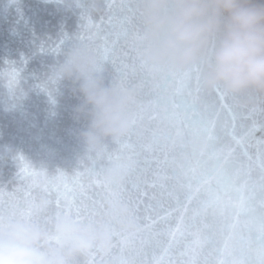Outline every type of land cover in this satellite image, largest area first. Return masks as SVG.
I'll list each match as a JSON object with an SVG mask.
<instances>
[{
	"label": "water",
	"instance_id": "obj_1",
	"mask_svg": "<svg viewBox=\"0 0 264 264\" xmlns=\"http://www.w3.org/2000/svg\"><path fill=\"white\" fill-rule=\"evenodd\" d=\"M88 2L0 0V210L49 225L75 198L85 220L115 225L109 249L70 264H264V99L207 92L196 67L147 68L135 0ZM74 40L100 56L105 85L134 91L135 127L120 141L87 147L80 81L50 79ZM24 164L40 175H21ZM112 202L134 228L119 226Z\"/></svg>",
	"mask_w": 264,
	"mask_h": 264
},
{
	"label": "clouds",
	"instance_id": "obj_2",
	"mask_svg": "<svg viewBox=\"0 0 264 264\" xmlns=\"http://www.w3.org/2000/svg\"><path fill=\"white\" fill-rule=\"evenodd\" d=\"M80 6L89 10L88 0ZM142 63L169 74H186L196 67L207 92L254 102L264 99V0H135ZM104 62L86 44L74 40L50 79L80 81L82 111L89 126L82 133L86 146L106 138L120 141L135 127L130 112L134 91L112 79L104 84ZM123 163L115 160L105 174L108 183L122 179ZM125 230L135 227L126 206L110 205ZM112 222L79 220L55 214L49 225L19 215L0 218V264H70L73 257L110 248Z\"/></svg>",
	"mask_w": 264,
	"mask_h": 264
},
{
	"label": "snow or ice",
	"instance_id": "obj_3",
	"mask_svg": "<svg viewBox=\"0 0 264 264\" xmlns=\"http://www.w3.org/2000/svg\"><path fill=\"white\" fill-rule=\"evenodd\" d=\"M21 175L26 176V177H33V176H39L40 173L36 172L34 169H30V167L28 165L24 164L21 167ZM10 207H11V205H10ZM56 207H57V209H60L59 200H57V202H56ZM0 209H2V197H0ZM64 212L67 214L74 215L79 220H85L88 218L86 213H82L80 208L75 207V198H72L71 200H69L68 209H67V211H64ZM57 213H59V211ZM17 215L24 217V218H27V219H30V220H34L33 219V213L31 211V209H28L26 211H22L19 214L9 212L7 215H5L3 210H0V218H3L5 216H7L8 218H14ZM34 221L36 223H38L36 220H34Z\"/></svg>",
	"mask_w": 264,
	"mask_h": 264
}]
</instances>
